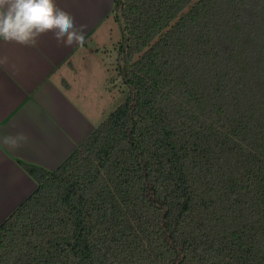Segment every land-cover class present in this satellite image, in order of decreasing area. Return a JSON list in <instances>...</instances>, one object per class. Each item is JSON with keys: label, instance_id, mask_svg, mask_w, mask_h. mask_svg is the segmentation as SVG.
<instances>
[{"label": "trees", "instance_id": "obj_1", "mask_svg": "<svg viewBox=\"0 0 264 264\" xmlns=\"http://www.w3.org/2000/svg\"><path fill=\"white\" fill-rule=\"evenodd\" d=\"M127 93L0 223V264H264V0H113Z\"/></svg>", "mask_w": 264, "mask_h": 264}, {"label": "crops", "instance_id": "obj_2", "mask_svg": "<svg viewBox=\"0 0 264 264\" xmlns=\"http://www.w3.org/2000/svg\"><path fill=\"white\" fill-rule=\"evenodd\" d=\"M56 3L86 25L83 46H59L52 33L35 46L0 40V223L36 187L20 162L56 168L105 118L94 115L89 96H103L107 82L120 79L108 40L113 0ZM17 134L25 137L18 147L4 143Z\"/></svg>", "mask_w": 264, "mask_h": 264}, {"label": "clouds", "instance_id": "obj_3", "mask_svg": "<svg viewBox=\"0 0 264 264\" xmlns=\"http://www.w3.org/2000/svg\"><path fill=\"white\" fill-rule=\"evenodd\" d=\"M86 25L77 26L75 17L56 0H0V40L35 46L40 37L52 33L57 45L72 47L85 43ZM22 134L6 136L4 143L18 147Z\"/></svg>", "mask_w": 264, "mask_h": 264}, {"label": "rangeland", "instance_id": "obj_4", "mask_svg": "<svg viewBox=\"0 0 264 264\" xmlns=\"http://www.w3.org/2000/svg\"><path fill=\"white\" fill-rule=\"evenodd\" d=\"M112 20L113 21L110 22V24H111V27H113V31L108 36L109 37L108 40L109 41L114 40L113 49H115L116 41H118L120 37V32H119V27L117 23L115 22L114 19ZM107 83L108 84L110 83V89H111L110 92H107V93L105 92V94L101 97H98V96L90 97L89 96L90 102L93 100L94 103L96 102V104L98 105L96 111L94 109H91V110H93L94 115H96L98 118H101V119L109 115L116 106L122 103L127 93V88L122 83V81H120V79L119 81H117V78L115 80L112 79V80H109Z\"/></svg>", "mask_w": 264, "mask_h": 264}]
</instances>
